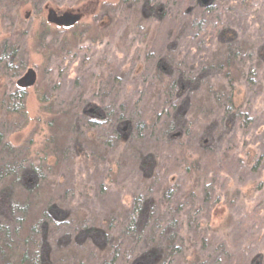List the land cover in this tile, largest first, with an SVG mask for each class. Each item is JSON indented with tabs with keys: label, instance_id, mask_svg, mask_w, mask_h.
I'll return each mask as SVG.
<instances>
[{
	"label": "rangeland",
	"instance_id": "1",
	"mask_svg": "<svg viewBox=\"0 0 264 264\" xmlns=\"http://www.w3.org/2000/svg\"><path fill=\"white\" fill-rule=\"evenodd\" d=\"M17 1L18 6L12 8L13 15L17 17L16 23L11 15L7 14L3 18L0 15V41L15 25V33L19 30L26 32L30 57L25 71L32 69L37 83L35 86H20L17 83L18 76L8 79L0 72V134L3 136V140L0 138V157L10 161L19 150L23 159L31 158L36 165L48 166L41 178L40 194L34 203L31 202L33 211L38 210L44 202L56 201L58 205L71 210L70 217L86 219L90 216L102 221L110 219L111 212L123 216V208L130 204L142 178L131 149L120 141L112 147H106L101 136L108 130L97 129L91 131L93 136L88 132L82 135L85 126L82 132H73L75 137H82L79 140L81 147L68 144L69 129H66V124L72 118V109L80 99L86 105L101 106L112 99L117 103L134 105L141 98V79L135 73L138 74L143 68L142 59L147 55V49L166 48L169 36L178 29L172 26L170 17L179 15L184 8L177 7L179 1H175L177 4L174 5L173 2L167 3V0H156L164 1V9L167 8L165 13L169 11L170 15L167 20L158 22L154 19L142 20L140 10L139 14L122 12L121 0H96L98 9L89 5L92 0H47L42 7L39 0ZM192 3H195L194 0H180L184 7ZM256 3L264 5V0H256ZM46 5L59 12L70 9L74 15L81 14L84 19L71 30L47 27L50 25L47 23ZM27 11L32 12L29 20L24 19ZM241 19L235 15L231 27L238 31L241 37L239 42L243 44L246 53L255 56L257 53L258 56V47L264 44V14ZM55 31H59L62 39L57 47L53 43ZM190 43L189 39L183 41L180 55L171 53L173 65H187L188 61L195 60V50L190 53L188 49ZM65 45L67 47L63 48ZM214 50L219 49L216 47ZM262 52L264 55V49ZM164 55L169 56L167 49ZM248 61L242 68L252 65L257 70L251 91H247L243 77L236 79L234 84L238 105L243 113H249V123L243 122L242 118L238 125L231 126L223 142L217 143L220 134H215V140L208 136L206 141L204 138L197 140L194 135L197 129L194 127H200L203 123L191 121L188 135L183 136L184 140L180 144L186 145V153L195 162L193 175L185 173L181 167L176 170L171 166L166 171L168 181L182 189L181 194L189 190L198 193L197 205L193 207L200 209L198 228L207 239L206 242L204 240L206 248L202 249L203 238L195 235L198 240L193 238L189 246L185 247L181 264H203L206 258L222 246L229 253L225 256L224 264H247L250 257L257 254H261L264 259V226L255 227L256 218L264 219V60ZM108 67L122 77L124 86H119L120 89L108 92L110 95L105 96L99 92V86L101 79L106 81ZM217 83L224 84L225 80H208L200 87L198 95L204 96L207 86ZM16 92L22 98H12L9 108L13 114L4 116V93ZM146 97L149 101L157 98V95L151 92ZM17 105L20 108L18 110ZM151 108L146 106L143 109L150 125L141 140L144 146L148 144L147 137L153 132L150 129L154 117ZM52 120L56 122L53 134L49 128ZM148 139L151 140L149 151L155 153L160 164H167V155L171 151H168L159 133H154ZM199 145L212 146L213 151L211 154L202 153ZM139 147L140 142L137 140L136 148ZM64 150L66 160L62 162L60 158ZM91 150H94V156ZM177 153L181 156L182 150L177 149ZM210 181L214 187L209 191L208 202L204 203L200 200L201 189H197ZM14 188L18 191V199L25 198L22 188L16 185ZM185 219V230H191L189 219ZM122 222L120 218L119 224ZM190 235L193 236L192 233ZM201 249L206 253L198 256L196 253Z\"/></svg>",
	"mask_w": 264,
	"mask_h": 264
},
{
	"label": "trees",
	"instance_id": "2",
	"mask_svg": "<svg viewBox=\"0 0 264 264\" xmlns=\"http://www.w3.org/2000/svg\"><path fill=\"white\" fill-rule=\"evenodd\" d=\"M39 1L42 7L43 2L47 0ZM175 1H179L178 4ZM166 2H173L184 10L179 15L170 17L172 26L178 29L169 36L165 48L169 56L164 55L165 49H147V55L142 59L143 68L138 74L135 73L141 79V98L134 105L117 103L112 99L101 106L86 105L85 101L80 99L72 109V118H69L66 124V129H69L68 144L73 143L81 147L79 140L82 137H75L73 132H80L85 126L82 135L88 132L93 136L91 131L106 129L108 132L102 133L101 136L104 146L112 147L120 141L131 149L142 178L130 204L123 208V216L111 212L110 219L105 218L102 221L90 216L86 219L70 217L71 210L58 205L56 201L44 202L38 210L33 211L31 205L40 194L41 178L45 167L48 166L36 165L31 158L23 159L21 151L17 150L15 158L10 161L0 157V264H181L185 247L189 246L193 238L198 240L195 235L203 238L202 249L206 248V236H203L198 228L200 209L195 208L198 193L189 190L190 192L181 194L182 189L168 181L166 171L171 169V166L176 170L181 167L185 173L193 175L195 162L191 161L192 156L186 153V145L180 144L184 140L183 136L188 135L187 129L191 127V121L203 123L200 127H194L197 129L194 131L197 140L204 138L206 141L207 136L215 140L220 134L217 143H222L231 126L238 125L242 118L243 122L249 123V113H243L238 105L234 82L240 77L245 78L247 91H251L257 70L252 65L246 69L242 66L244 67L248 60H264V44L259 45L258 56L257 53L256 56L246 53L243 44L239 42L241 37L238 31L231 27V21L235 15L242 18L241 20H247L251 15L259 17L264 14V5L257 4L256 0H194L195 3L186 7L180 4V0ZM18 4L17 0H0L1 18L8 14L15 22L17 17L13 15L12 8ZM161 4L163 5L164 1L121 0L120 6L122 12L126 13L130 11L139 14L140 10L142 20L154 19L163 22L170 15L169 11L165 13L167 6L164 9ZM89 5L98 9L96 0H92ZM45 10L47 23L50 25L46 26H54L58 30L75 29L84 19L81 18L75 25L60 26L49 21L50 10L57 16H64L72 10L59 12L48 5ZM31 16L32 12L27 11L24 19L29 20ZM16 29V25L15 28L13 26L0 41V72L8 79L18 76V83L28 73L25 68L30 54L26 32L19 30L15 33ZM187 39L191 41L188 47L190 53L195 50V60L188 61L187 65H173L171 53L180 55L183 41ZM61 40L59 31H55V46L61 43ZM65 47L67 45L63 48ZM216 47L218 51L214 50ZM107 73L106 81L101 79L99 86V92L105 96L110 95L108 92H115L124 86L122 77L114 74L112 68L108 67ZM213 78H223L225 83L207 86L205 95L200 97V87ZM151 92L157 95V98L148 101L146 96ZM4 94V116H11L13 111L9 108V103L12 98L22 97L18 92ZM141 106L143 107L140 110ZM146 106L152 107L151 112L154 115L150 129L159 133L161 140L167 144L168 151H171L167 155V164H160L155 153L149 151L151 140L148 138L152 137L153 132L147 137V145L144 146L141 141L150 126L148 117L145 118L143 112ZM16 108L20 109L19 105ZM51 111L48 113H52ZM55 120L58 119L55 117ZM55 127L56 122L52 120L49 127L51 134L54 133ZM0 138L3 140L2 134ZM137 140L141 146L139 149L136 148ZM199 146L202 153L211 154L213 151L212 146ZM177 149L182 150V157L176 154ZM93 152L94 150H91L94 156ZM62 155L60 159L63 162L66 160V150ZM14 185L23 189L25 198H17L18 191ZM213 187L211 181L205 183L202 188L201 185L198 186L197 190L201 189L202 194L200 200L207 203L209 191ZM185 207L189 209L186 210ZM120 218L123 222L119 224ZM185 218L189 219L191 230H185ZM256 219L255 227L264 226V219ZM202 249L196 253L198 256L206 253ZM70 253L72 254L69 255ZM228 254L222 246L217 248L211 257L206 258L203 264H224ZM263 260L262 255L257 254L251 256L247 264H262Z\"/></svg>",
	"mask_w": 264,
	"mask_h": 264
},
{
	"label": "water",
	"instance_id": "3",
	"mask_svg": "<svg viewBox=\"0 0 264 264\" xmlns=\"http://www.w3.org/2000/svg\"><path fill=\"white\" fill-rule=\"evenodd\" d=\"M49 21L60 26H71L75 25L79 20H81V14L74 15L72 12H67L64 16H57V14L50 10ZM36 81V74L32 69L28 70V73L18 81L20 86H33Z\"/></svg>",
	"mask_w": 264,
	"mask_h": 264
}]
</instances>
